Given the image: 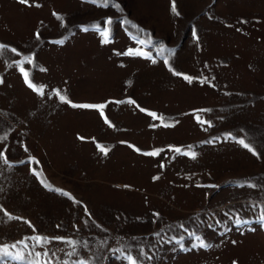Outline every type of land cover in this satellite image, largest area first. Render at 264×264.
Instances as JSON below:
<instances>
[{"label": "rangeland", "instance_id": "1", "mask_svg": "<svg viewBox=\"0 0 264 264\" xmlns=\"http://www.w3.org/2000/svg\"><path fill=\"white\" fill-rule=\"evenodd\" d=\"M138 38L150 58L122 55ZM0 45V245L47 239L31 264H264V0H0Z\"/></svg>", "mask_w": 264, "mask_h": 264}, {"label": "snow or ice", "instance_id": "2", "mask_svg": "<svg viewBox=\"0 0 264 264\" xmlns=\"http://www.w3.org/2000/svg\"><path fill=\"white\" fill-rule=\"evenodd\" d=\"M19 3L21 4H25L27 5L29 3V0H18ZM95 2V0H94ZM38 6V5H37ZM100 6H104V7H108L109 6V0H100ZM115 6V5H113ZM172 12L173 13H176V8L175 6L173 5L172 7ZM53 15H57V18L59 19V16L58 14L56 13H53ZM244 23H246V21H242ZM111 24V20H107L105 21V24L103 27H100L99 25L96 26V30L99 32V34L102 36V43H108L109 42V38H110V29H109V25ZM135 27V26H133ZM85 31H87L88 29H84ZM239 31V29H238ZM36 36H37V39H39V33H36ZM193 37L194 38H197V33L195 31V29L193 30ZM59 43H62V41H60ZM137 43L138 45L140 46L139 49L137 50H133V49H128L126 53H121L122 55L123 54H126L128 56H141V57H144V58H150L151 54L149 52H146L144 51V47L146 45H150L151 44V40H147L145 41L144 39H137ZM6 48V46L4 45H0V51L4 50ZM11 51L13 53L16 52L15 49H11ZM165 48L163 46L160 47V53L159 54H163L165 52ZM27 63L29 65H31L33 63V58L31 56H25L23 61H20V62H16L18 63L20 66L17 68V70L20 72L22 78H23V82L24 84L29 88V89H32L33 91H40L41 94H43V90L42 89H39L31 80H30V74H29V71H27L25 69V67H23V63ZM156 61L153 60V63H155ZM163 63L165 65H169V59L167 58V56H165L164 60H163ZM170 71H173V75H176V76H181L182 75V78L187 81L188 83H192L194 79H196L195 77H192V76H189L187 74H181L179 72H175L173 69L169 68ZM201 83H210L208 81L207 78H203L201 80ZM212 86V85H210ZM53 94L58 98V100L61 102V103H66V104H69L71 107L73 108H80V109H90V110H98L101 117H104V112L102 111V109L105 107V104H76V103H72L71 101L68 100V98L61 94L60 90L59 89H53ZM118 103H123V101H119ZM127 103L129 104H133L134 101H132L131 99H129L127 101ZM141 112H145L146 110L143 109V108H140L139 109ZM197 111H207V110H197ZM153 120L157 119V114L154 113V112H148L147 113ZM194 118L196 119L197 123H200L202 125H207L208 127H211V122L210 121H207V120H204L200 115H195ZM162 119V118H161ZM105 123H109V121L105 118ZM164 126H174L173 125H169V124H165ZM81 140H83L84 138L83 137H80ZM216 139L217 138H213L212 140H209L207 141V143H214L216 142ZM225 139H231L233 140L235 143H238L239 145H241L244 149H246L247 151H249L250 153H252L253 155H258V152L257 150L255 149L254 145L250 142V141H247L246 142V139L243 138V137H240V138H237V137H233L231 135V133L227 134ZM191 147L192 146H188V150L185 151L183 150L182 148L180 147H172L170 146L169 150L170 151H174L175 153H178V154H183V155H186V156H189L190 158L192 159H195L196 156L198 155L197 152L195 151H191ZM100 151L104 152V154H107V150L104 149V148H101ZM6 152H7V149L5 148L3 151H0V162H2L5 166H11L8 159H7V156H6ZM159 154V150H154V151H151L149 153H145V155H150L152 157H155ZM33 175H36L38 176V173L36 172L35 169H31ZM154 180L155 179H158V177H154L153 178ZM41 184L43 185V181H40ZM45 188H48L47 185H43ZM241 187L243 186H247V187H252V188H255L257 187V185L255 184H247V185H240ZM55 192L63 195V196H68V193L67 192H61L60 189H54ZM253 207H255V205H253ZM225 215H229L228 213H225ZM258 219L260 220V222L262 224H264V214H261ZM234 223L235 225L240 228L248 223H250V221L248 220H245L243 219L242 217H239L237 216L234 220ZM59 227V226H58ZM183 227V226H181ZM230 230V229H228ZM251 230V229H250ZM189 235L193 237L195 243L193 244V247H200V248H208L210 247L211 245H208L202 238L201 236L197 235L195 232H189ZM31 239V237L29 238ZM55 239H59L61 240L62 242H67L69 244H75L76 242L74 241H64L63 238H55ZM183 240V236L179 237V240H177V243H179V241H182ZM49 241L47 239H42V238H38V242L34 245L31 246V251H28L27 253V257H31L33 252L35 251V248L37 247H40L42 246L43 244H46L48 243ZM233 243H235V241H233ZM17 244H24V248L25 249H28L29 248V245L24 242V241H20V242H17ZM17 245L16 244H13L11 246H8V245H0V264H9V262L11 261H15L16 264H31V261L27 259V257H24V256H20L18 257L17 255H15L13 253V251H11L10 249H14L16 248ZM36 257H40L41 255H44L46 256L47 255V251H45L43 254L39 253V252H36L35 253ZM54 255V253H53ZM148 259H151V257H147ZM127 262L128 264H140V261L138 258L136 257H133L131 254H129L127 256ZM76 264H83V262L81 261H77Z\"/></svg>", "mask_w": 264, "mask_h": 264}]
</instances>
